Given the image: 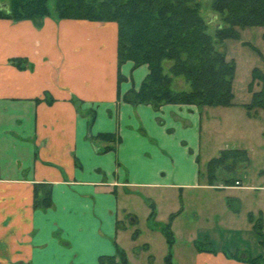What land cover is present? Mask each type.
<instances>
[{
	"label": "crops",
	"instance_id": "1",
	"mask_svg": "<svg viewBox=\"0 0 264 264\" xmlns=\"http://www.w3.org/2000/svg\"><path fill=\"white\" fill-rule=\"evenodd\" d=\"M148 72L147 64L119 66L114 21L0 18V264H102L119 248L130 264H165L168 223L172 258L186 264L264 256L254 228L261 215L264 233V109L248 114L250 93L233 106L125 101ZM236 109L244 120L233 121L240 130L230 138L248 151L250 162L236 168L246 175L238 186L220 185L225 176L211 184L203 170L219 155L214 136ZM257 156L253 182L247 171ZM40 185L49 206L35 205L37 186L46 193ZM193 203L204 230L180 220Z\"/></svg>",
	"mask_w": 264,
	"mask_h": 264
},
{
	"label": "trees",
	"instance_id": "2",
	"mask_svg": "<svg viewBox=\"0 0 264 264\" xmlns=\"http://www.w3.org/2000/svg\"><path fill=\"white\" fill-rule=\"evenodd\" d=\"M50 0H0V18L39 21L51 15ZM8 8H3L2 3ZM207 6L219 18L211 29L202 8ZM53 12L58 19H86L114 21L118 25V64L132 61L135 66L147 64L149 72L139 89L129 90L123 99L131 104H193L204 106H233V82L236 65L218 45L226 39L239 37V28L264 27V0H55ZM19 63L18 60H15ZM182 78L186 84L178 85ZM123 76L119 74V81ZM249 91L251 101L243 104L249 115L264 109V71L254 68ZM101 139L115 140L110 133ZM250 157L243 148H227L207 163L209 183L220 173L248 164ZM224 183H235L236 178L224 177ZM239 181V180H238ZM39 197L36 206L51 204L49 187ZM250 220H254L252 214ZM254 228L264 242L262 216L254 220ZM169 245L165 264H177L172 258L174 234L170 223L164 227ZM197 248L205 249L202 241ZM102 264H130L126 252L119 248L115 256H102ZM249 264H264V256L247 258Z\"/></svg>",
	"mask_w": 264,
	"mask_h": 264
},
{
	"label": "rangeland",
	"instance_id": "3",
	"mask_svg": "<svg viewBox=\"0 0 264 264\" xmlns=\"http://www.w3.org/2000/svg\"><path fill=\"white\" fill-rule=\"evenodd\" d=\"M54 1L55 0L49 1V7L52 11L51 15H54V12H53ZM202 14L204 18H206L209 21V24L212 30L214 29L216 25L219 24L220 22L219 18L207 6L202 8ZM238 31H239L238 38L226 39L225 43L218 45V49L224 52L226 51L227 57L233 59L235 62L236 72H235V78L233 82V90L235 93L236 100L244 102L247 99H250L249 93L251 94V92L249 91V83L251 81L253 69L257 67L264 71V27H260V26L245 27V28H239ZM177 82L180 87L186 86L182 78L177 79ZM257 111H255L254 114L257 113ZM219 112L216 113L217 116H220V114L221 116H224V114L221 113V111ZM243 115H244V111L243 110L241 111V109H236V110H233V112L227 113L226 117H230L228 126L226 127V129H222L223 131L221 132V134L214 136V137H217V143L213 146L212 152H211L212 154L214 153L213 154L214 156L220 153L221 148L225 149V148H232V147L233 148L241 147L240 146L241 143L239 144L233 141L234 139L230 138V136H232L235 133L236 135H238L240 128L236 126L234 129L233 121H236V123H238L240 122L241 118H243L242 120H244ZM253 124L255 127L256 124L254 122ZM231 129H233L235 133H230ZM259 139H261V137H259ZM259 139L256 142H258ZM204 159H205V153L202 154L203 164L205 163ZM256 159L257 160L255 161L254 166L253 165L250 166V169L247 171L251 173V177L249 178V180L250 181L253 180V182L255 181L256 178L253 176L254 174L252 173L254 172V170H257L258 165L260 164V161H258L260 160V157L257 156ZM203 171H204V175H208L207 168H205ZM245 175H246V171L244 172L243 170L239 171L235 169L230 172L225 171V172L220 173L218 178H222L224 176L231 177V178H236V177L244 178ZM219 184L225 185L224 182H221ZM246 203H247V200H246ZM235 205H238L236 201H235ZM194 210H196L197 212L196 214L198 215L195 214ZM199 210H200L199 207L195 206L194 203L189 204L186 212L181 216V219H180L183 222H186L185 224L191 223L192 232H195L194 225H197L196 229L198 230L200 229V227L202 226L204 227V224L202 223V215L199 213L200 212ZM140 217L141 218L143 217L142 214L140 215ZM194 218H196L195 219L196 221L194 220ZM194 221L197 224H194L195 223ZM198 230H196L197 237L198 235L203 237L202 235L204 232L202 231L204 229L201 231H198ZM187 235H188V232L181 233L176 239L177 244H178L177 250H179L180 252H182L184 248L186 249V246L189 244V239L187 238ZM157 259L160 260L161 258H157ZM175 260L176 262L179 261L181 264H186L187 263L186 261H188L189 258H174V261Z\"/></svg>",
	"mask_w": 264,
	"mask_h": 264
},
{
	"label": "water",
	"instance_id": "4",
	"mask_svg": "<svg viewBox=\"0 0 264 264\" xmlns=\"http://www.w3.org/2000/svg\"><path fill=\"white\" fill-rule=\"evenodd\" d=\"M1 6H2L3 8H8V4H7V3H5V2H4V3H2V4H1Z\"/></svg>",
	"mask_w": 264,
	"mask_h": 264
},
{
	"label": "built area",
	"instance_id": "5",
	"mask_svg": "<svg viewBox=\"0 0 264 264\" xmlns=\"http://www.w3.org/2000/svg\"><path fill=\"white\" fill-rule=\"evenodd\" d=\"M235 184L236 185H240V181L236 180V183Z\"/></svg>",
	"mask_w": 264,
	"mask_h": 264
}]
</instances>
